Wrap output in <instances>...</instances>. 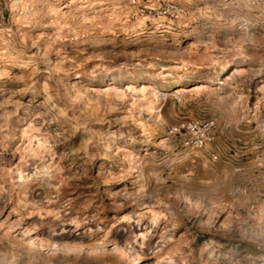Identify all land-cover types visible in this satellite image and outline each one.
I'll use <instances>...</instances> for the list:
<instances>
[{
    "label": "rangeland",
    "instance_id": "rangeland-1",
    "mask_svg": "<svg viewBox=\"0 0 264 264\" xmlns=\"http://www.w3.org/2000/svg\"><path fill=\"white\" fill-rule=\"evenodd\" d=\"M263 158L264 0H0V264H264Z\"/></svg>",
    "mask_w": 264,
    "mask_h": 264
},
{
    "label": "built area",
    "instance_id": "built-area-1",
    "mask_svg": "<svg viewBox=\"0 0 264 264\" xmlns=\"http://www.w3.org/2000/svg\"><path fill=\"white\" fill-rule=\"evenodd\" d=\"M16 5L23 4L26 0H13ZM215 128V122H209L206 125L198 123H183L180 125L178 132H185L187 135L186 145H191L199 149H206L214 142V135L212 134ZM214 160H217V155L210 154ZM264 165V158L261 162Z\"/></svg>",
    "mask_w": 264,
    "mask_h": 264
}]
</instances>
